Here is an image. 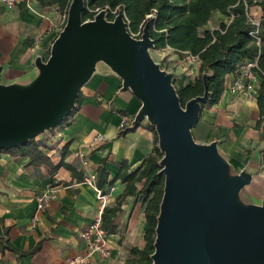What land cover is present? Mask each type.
Segmentation results:
<instances>
[{"label":"crops","instance_id":"obj_1","mask_svg":"<svg viewBox=\"0 0 264 264\" xmlns=\"http://www.w3.org/2000/svg\"><path fill=\"white\" fill-rule=\"evenodd\" d=\"M34 9L32 11L29 7ZM251 14L261 19L262 10ZM63 15L56 8H42L36 0H18L13 9L0 0V84L27 85L37 75L35 62L50 52ZM229 24V18L215 12L205 26L214 31ZM159 57L170 61L175 69L176 88L194 86L199 75L200 60L191 62L170 48L157 50ZM236 73L226 76L230 81ZM261 79L257 89L259 91ZM258 97V94H257ZM257 97L245 94H221L214 105H204L198 124L192 133L199 144L217 142L220 155L228 162L231 174L245 172L252 180L241 194L246 204L264 202V125ZM141 102L130 90H124L122 79L110 67L99 63L90 81L81 89L80 104L75 113L57 127L59 137L52 133L36 138L42 152L54 165L55 171L43 165H31L30 158L16 156L13 151L0 152V237H6L20 251H31L43 241L42 250L20 261L18 255L0 249V264H67L76 255L86 253L80 234L100 215L106 206H114L124 194L122 174L137 170L156 147L155 133L145 120L138 127L119 129L122 115L134 118ZM98 134L103 136L95 141ZM87 155L88 166L82 165L76 151ZM104 163V164H103ZM104 165L108 173L106 194L115 187L113 198L104 206L95 189L84 183L88 173L98 174ZM98 187V178L96 179ZM139 189L142 184L137 185ZM58 187L56 197L41 212L37 211L36 196ZM145 204L127 197L122 213L116 219L117 232L109 235L107 259L95 255L86 264H125L129 246L125 240H143ZM144 241V240H143ZM136 247L142 248L137 245Z\"/></svg>","mask_w":264,"mask_h":264},{"label":"water","instance_id":"obj_2","mask_svg":"<svg viewBox=\"0 0 264 264\" xmlns=\"http://www.w3.org/2000/svg\"><path fill=\"white\" fill-rule=\"evenodd\" d=\"M85 12V0H72L49 57L35 62L38 73L31 83L0 84V152L60 126L102 62L141 102L133 127L146 120L163 153L152 264H264V202L246 204L241 198L252 176L232 175L217 142L203 145L193 137L210 99L207 79L203 95L183 106L175 74L150 53L156 44L148 23L136 39L123 13L108 21L105 11L93 20H84Z\"/></svg>","mask_w":264,"mask_h":264},{"label":"trees","instance_id":"obj_3","mask_svg":"<svg viewBox=\"0 0 264 264\" xmlns=\"http://www.w3.org/2000/svg\"><path fill=\"white\" fill-rule=\"evenodd\" d=\"M36 1L44 9L56 8L63 16L67 15L72 2V0ZM86 2L90 9L120 7L130 23L132 33H138L140 28L148 23L156 50L170 48L180 57L189 53L199 58L201 64L195 85L183 89L177 88L183 106L190 99L203 95L204 77L207 79L210 91V99L206 105L218 103L226 76L235 73L243 62L258 57V66L261 71L257 97L261 119L258 125H264V0H86ZM256 6L262 10L259 44L250 35L256 29L250 20V10ZM217 11L227 17L233 15L232 21L229 24L222 23L214 31L205 29ZM151 15L155 18H150ZM91 18L93 14L86 11L83 19ZM79 104L80 95L71 116ZM152 130L156 138L153 153L137 170L119 176L126 185L124 194L114 206H106L102 213V227L109 236L117 232L116 219L122 213V203L127 197H134L136 201H142L145 204L144 246L143 248L131 247L125 264H152L151 256L155 250V230L163 197L164 177L160 175V161L163 153L158 148L157 134L153 128ZM4 151H13L16 156L30 158V164L35 167L46 165L55 171L62 166V163L54 165L51 162L40 149L36 139L20 148ZM103 164L98 170L97 178L98 188L105 195L108 173ZM138 184H142L141 189L138 188ZM5 235L6 237H0L1 252L12 251L18 255L20 261L25 257L35 256L42 250L44 240L31 251H20L7 239L8 231Z\"/></svg>","mask_w":264,"mask_h":264},{"label":"built area","instance_id":"obj_4","mask_svg":"<svg viewBox=\"0 0 264 264\" xmlns=\"http://www.w3.org/2000/svg\"><path fill=\"white\" fill-rule=\"evenodd\" d=\"M2 1L7 4L9 9H13L15 4L18 2V0H2ZM28 7L32 11H34V9L31 8V6L28 5ZM254 8H259V7L257 6L253 7L251 8V10ZM251 10H250V16H251L250 20L252 24L256 27V29L255 31L251 32L250 35L259 44L260 43V38H259L260 20L253 17V15L251 14ZM86 11L93 14V18L87 19V20H93L95 16L99 14L101 11L106 12V19L108 21H114V19L120 13H123L125 22L129 24V32L131 36L136 39L141 38L144 27H141L138 33H132L130 31V23L128 22L126 18L124 11L120 7L116 9H111L110 7H105L103 9H99V8L90 9V7L88 6L86 2ZM149 17L155 18V16L153 15ZM66 18H67V15H64L63 24ZM228 18L231 22L233 19V15H231V17H228ZM153 29L155 30V27H153ZM58 35L59 33H57L56 37H58ZM185 56H187V58L190 59L191 62L199 61L198 57L193 56L189 53H187ZM235 73L236 74L233 80L230 81L229 79L225 78L224 91H227L231 95L245 94L249 99H255L258 94V89H257L258 82H259V79H261L260 78L261 71L258 66V57H256L254 60H247L243 62ZM134 118H130L127 115H122L120 119V125H119L120 131L123 132L127 130L129 126H133L132 124H133ZM56 129L46 132L45 134L41 136H47L49 140H53L54 139L52 136L53 132H55L57 137L60 136V134L57 132ZM102 139H103V136L101 134H98L97 137L95 138V141L97 142ZM75 155L81 159L82 165L86 168L88 166L87 155L81 150L76 151ZM96 179H97L96 174L88 173L85 178L84 183L92 186L95 189L96 193L98 194L99 199L102 202V205L105 206L113 198L115 187H112L107 194L103 195L101 190L97 187ZM58 190H59L58 187L57 188L52 187V188H49L37 194L36 206H37L38 212L43 211L45 207L56 197ZM80 236L86 244V253L83 255L82 254L76 255L74 258L70 259L67 262V264H86L89 261V259L95 255H99L101 258H104V259H107L109 257V249L107 247L109 236L107 235V233L102 227V216L101 215L86 230L81 232Z\"/></svg>","mask_w":264,"mask_h":264},{"label":"rangeland","instance_id":"obj_5","mask_svg":"<svg viewBox=\"0 0 264 264\" xmlns=\"http://www.w3.org/2000/svg\"><path fill=\"white\" fill-rule=\"evenodd\" d=\"M61 20L64 21V19H61ZM62 26H63V23H62L61 27L59 26V29H62ZM60 31H62V30H60ZM59 33H60V32H59ZM49 51H50V50H49ZM150 53H151L152 57L154 58V60L160 64V66H161L162 69H164V70H166V71H170V72H172V73H175V72H176V71H175L176 67H175L174 65L170 64V63H171L170 61H167V60H165V59H161V58L159 57V54H158V52H157L156 49L151 50ZM49 54H50V52H49ZM49 54L47 55L48 57H49ZM47 56L43 57L42 60H43V61H46V59L48 58ZM37 72H38V70H37ZM175 82H176V81L174 80V83H175ZM175 86H176V84H175ZM125 241H126V243H127L129 246H137V245H139V246H141L142 248H143V246H144V241H143V240L141 241V239L130 238V239H127V240H125Z\"/></svg>","mask_w":264,"mask_h":264}]
</instances>
